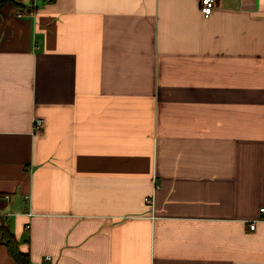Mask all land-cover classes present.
Masks as SVG:
<instances>
[{
  "label": "crops",
  "instance_id": "crops-1",
  "mask_svg": "<svg viewBox=\"0 0 264 264\" xmlns=\"http://www.w3.org/2000/svg\"><path fill=\"white\" fill-rule=\"evenodd\" d=\"M21 1L0 221L31 264H264V0Z\"/></svg>",
  "mask_w": 264,
  "mask_h": 264
},
{
  "label": "trees",
  "instance_id": "trees-1",
  "mask_svg": "<svg viewBox=\"0 0 264 264\" xmlns=\"http://www.w3.org/2000/svg\"><path fill=\"white\" fill-rule=\"evenodd\" d=\"M51 2L54 0H42ZM8 3H14L18 9L25 8V4L21 0H0V8ZM0 244L6 246L9 254L18 264H31L29 252H23L19 247V242L15 233L11 230L3 220L0 221Z\"/></svg>",
  "mask_w": 264,
  "mask_h": 264
},
{
  "label": "built area",
  "instance_id": "built-area-1",
  "mask_svg": "<svg viewBox=\"0 0 264 264\" xmlns=\"http://www.w3.org/2000/svg\"><path fill=\"white\" fill-rule=\"evenodd\" d=\"M215 6V0H202V12L206 15H209L212 11V9ZM44 125V121L42 118H36L34 120V128L35 129H42ZM147 201L150 202L151 198H147ZM261 213L263 214L264 219V207L261 208ZM249 227L251 230H254L256 228V222L253 221L249 224Z\"/></svg>",
  "mask_w": 264,
  "mask_h": 264
}]
</instances>
